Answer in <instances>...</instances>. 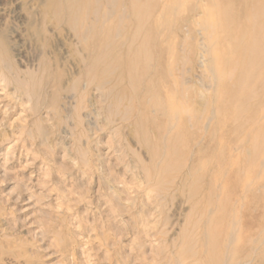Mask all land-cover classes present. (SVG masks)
Masks as SVG:
<instances>
[{"label": "bare ground", "instance_id": "1", "mask_svg": "<svg viewBox=\"0 0 264 264\" xmlns=\"http://www.w3.org/2000/svg\"><path fill=\"white\" fill-rule=\"evenodd\" d=\"M46 5V26H68L83 43L87 68L74 88L86 103L97 85L109 102L101 112L136 117L153 154L149 176L160 174L162 194L196 178L190 192L199 213L187 230L182 263L264 264V0ZM195 61L205 73L204 82L193 84ZM44 62L45 73L19 78L40 102L48 74L56 75L49 56ZM58 74L61 90L65 73ZM211 156L221 158L215 164Z\"/></svg>", "mask_w": 264, "mask_h": 264}, {"label": "rangeland", "instance_id": "2", "mask_svg": "<svg viewBox=\"0 0 264 264\" xmlns=\"http://www.w3.org/2000/svg\"><path fill=\"white\" fill-rule=\"evenodd\" d=\"M45 2L0 0L9 45L0 47V264H183L196 178L164 196L136 117L101 112L109 102L97 85L82 101L74 85L87 68L83 43L68 26H46ZM46 56L56 75L40 102L19 78L45 73ZM198 65L189 64L193 84L204 82Z\"/></svg>", "mask_w": 264, "mask_h": 264}]
</instances>
